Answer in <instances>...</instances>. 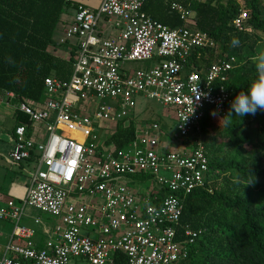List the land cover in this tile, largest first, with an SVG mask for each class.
<instances>
[{
	"label": "built area",
	"instance_id": "built-area-1",
	"mask_svg": "<svg viewBox=\"0 0 264 264\" xmlns=\"http://www.w3.org/2000/svg\"><path fill=\"white\" fill-rule=\"evenodd\" d=\"M142 3L100 0L94 10L76 5L59 40L70 45L67 51L73 47L68 80L45 77L40 102L15 106L28 124L14 127L8 162L33 168L23 197L0 205V222L10 225L0 264H112L116 253L125 264H183L198 232L176 236L181 199L206 179L203 111L223 115L230 105L220 84L234 60L185 73L191 53L215 49L213 41L195 28L188 9L169 6L183 22L171 29L146 16ZM246 19L242 9L231 26L246 30ZM196 88L206 96L197 99ZM137 100L155 102L175 121L180 148H167L155 121L136 125L134 139L120 149L106 144L117 126L132 120ZM141 174L157 186L151 197L126 186ZM26 207L54 218L53 228L38 217H28L32 226L21 224Z\"/></svg>",
	"mask_w": 264,
	"mask_h": 264
},
{
	"label": "trees",
	"instance_id": "trees-1",
	"mask_svg": "<svg viewBox=\"0 0 264 264\" xmlns=\"http://www.w3.org/2000/svg\"><path fill=\"white\" fill-rule=\"evenodd\" d=\"M142 1L141 11L146 16L171 29L182 27L183 22L169 6L188 9L195 28L213 41L215 49L191 53L185 73L189 68H206L218 59L232 58L227 80L220 84L231 101L257 79L252 57L264 52L262 0ZM72 9L69 0H0V97L11 94L6 100L15 106L24 101L40 102L45 77L68 80L73 47L67 51L70 45L56 46L52 37ZM242 9L247 13L246 30H236L231 21ZM233 37L240 40L239 47H230ZM52 46L64 51L67 58L49 51ZM229 109L227 105L223 115L209 108L203 111L200 137L207 175L201 187L181 199L182 210L175 226L179 240L186 230L198 232L187 247L183 264H264V112L244 117L233 113L231 120H226ZM14 113V127L28 124L25 116ZM136 125L132 120L125 127L120 124L106 144L116 149L129 144ZM132 178L136 182L153 181L147 174ZM112 264H125V258L116 253Z\"/></svg>",
	"mask_w": 264,
	"mask_h": 264
},
{
	"label": "rangeland",
	"instance_id": "rangeland-1",
	"mask_svg": "<svg viewBox=\"0 0 264 264\" xmlns=\"http://www.w3.org/2000/svg\"><path fill=\"white\" fill-rule=\"evenodd\" d=\"M262 4L264 6V0H262ZM73 14H74L73 11L69 10V12H67V14L64 15V18L68 20V17L71 16L69 18V20H71ZM101 24L102 23H98V26H101ZM104 34L107 35L108 30H106ZM62 37H63L62 29L58 26L53 34L52 40L53 42H58V40H60ZM152 63H154V61L144 64H132L131 66L134 69H142L145 67L152 66ZM163 112H165L163 108L160 105L156 104L155 102L147 101V100H137L136 108L133 112L134 117H131V119L133 122L137 123V126H141L144 123H149L152 121L157 122L160 126V130L162 133V135L160 136L161 141L165 143L167 148H172L175 150L181 147L180 145L181 140L179 139V137H177V134L175 132V121L172 118L167 117V115H164ZM11 116H12L11 106H6L0 103V125L4 127L7 131L11 127V119H10ZM251 126L254 127L255 123L251 122ZM1 143H0V151L6 152L8 150L7 146L3 147ZM27 169H30L32 171V166H28ZM131 179H132L131 181L127 182L126 186L132 190L136 189L139 193H145L148 190L151 191L157 188V186L154 184L152 180L151 181L142 180V182H136L135 181L136 178L131 177ZM127 180H129V178H127ZM24 214H25V219L21 220L20 222L21 224H28L29 226H32V221L29 218H33V217H38L41 223H43L48 230H51L55 224L54 218L47 216L45 214H41L31 208L26 207ZM72 262H74L75 264H85L83 261H78V260L70 261V264H72Z\"/></svg>",
	"mask_w": 264,
	"mask_h": 264
},
{
	"label": "crops",
	"instance_id": "crops-1",
	"mask_svg": "<svg viewBox=\"0 0 264 264\" xmlns=\"http://www.w3.org/2000/svg\"><path fill=\"white\" fill-rule=\"evenodd\" d=\"M70 3L75 7L76 5H81L85 8H88L90 10L96 9L98 6L100 0H69ZM73 11V9H72ZM71 16L68 17V20ZM65 22V18L63 19ZM69 22V21H68ZM63 25L60 26L62 29ZM61 40V39H60ZM54 44L60 45L59 40L58 42H53ZM53 49H55L53 51ZM55 55L59 54L62 55L64 58H67V54H64V51H60L56 47L52 46L50 49H48ZM59 51V52H56ZM58 56V55H57ZM7 99H11L10 94H5V97H0V103L11 106L12 108V116H11V127L8 129V131L0 125V143L1 145L7 146V151L3 152L0 151V205H2L7 200H14L18 201L21 199L24 195L25 189L28 185V179H29V173H31L30 169H27L28 166H32L29 162H23L19 165H14L12 163H9L8 155L11 151V145H12V131L13 127L15 125V105L8 102ZM6 131V132H5ZM2 132V133H1ZM33 168V166H32ZM27 220V219H26ZM0 246H3L5 239L7 235L10 232V225L0 223ZM29 226L28 224H25ZM40 240L42 241L43 237L37 232Z\"/></svg>",
	"mask_w": 264,
	"mask_h": 264
},
{
	"label": "clouds",
	"instance_id": "clouds-1",
	"mask_svg": "<svg viewBox=\"0 0 264 264\" xmlns=\"http://www.w3.org/2000/svg\"><path fill=\"white\" fill-rule=\"evenodd\" d=\"M239 46L240 40L233 37L230 47L236 48ZM252 61L255 64L257 79L251 82L246 91H240L230 102L229 112L224 118L226 120H231L233 113L237 117H244L246 115H255L258 111L264 112V52L253 56ZM195 96H197V99H200L201 96H206V94L198 93L196 88Z\"/></svg>",
	"mask_w": 264,
	"mask_h": 264
}]
</instances>
